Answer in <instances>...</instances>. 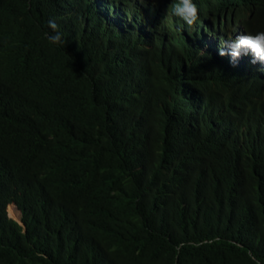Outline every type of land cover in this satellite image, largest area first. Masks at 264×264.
Returning <instances> with one entry per match:
<instances>
[{
    "label": "trees",
    "instance_id": "16d2710c",
    "mask_svg": "<svg viewBox=\"0 0 264 264\" xmlns=\"http://www.w3.org/2000/svg\"><path fill=\"white\" fill-rule=\"evenodd\" d=\"M131 3L0 0V264H264V113L220 133L207 59L110 24Z\"/></svg>",
    "mask_w": 264,
    "mask_h": 264
},
{
    "label": "clouds",
    "instance_id": "9594fccd",
    "mask_svg": "<svg viewBox=\"0 0 264 264\" xmlns=\"http://www.w3.org/2000/svg\"><path fill=\"white\" fill-rule=\"evenodd\" d=\"M129 1L132 2V8L127 14L105 16L109 18L110 24L116 26L114 23L123 19L122 22L127 26L130 21L133 25L131 34L147 39L148 44L154 42L156 47L150 48L151 45L147 44L145 49L157 55L161 54L157 36L175 40L177 60L181 65L207 59L209 76L216 83L206 89L225 103V106L216 108V114L223 118L218 125L220 133L232 135L237 131H245V128H241L246 117L242 122L230 120L234 110L248 108L250 114L264 113V30L256 31L247 22H255L264 16V0H211L209 4L205 0ZM108 9L104 6V12ZM113 11L116 12V9ZM203 21L208 24V34L204 33L206 25ZM212 21H215V25L211 27ZM47 25L50 31L44 33L46 39L53 45H64L65 40L58 30L56 19L50 17ZM194 28L198 30L194 33L197 39L191 43ZM224 34L230 39H224L223 44ZM248 121L251 122L250 119ZM11 205L18 208L15 203ZM20 217V223L24 225L22 213ZM255 264L261 262L256 260Z\"/></svg>",
    "mask_w": 264,
    "mask_h": 264
},
{
    "label": "rangeland",
    "instance_id": "374dc122",
    "mask_svg": "<svg viewBox=\"0 0 264 264\" xmlns=\"http://www.w3.org/2000/svg\"><path fill=\"white\" fill-rule=\"evenodd\" d=\"M13 208L11 209V212L8 210V212H9V216L11 217V218H13V219H16V220H18L19 222H21V217L18 215V213L16 212V211H13ZM14 214V215H13ZM19 218V219H18ZM22 223V222H21Z\"/></svg>",
    "mask_w": 264,
    "mask_h": 264
},
{
    "label": "bare ground",
    "instance_id": "6f19581e",
    "mask_svg": "<svg viewBox=\"0 0 264 264\" xmlns=\"http://www.w3.org/2000/svg\"><path fill=\"white\" fill-rule=\"evenodd\" d=\"M240 64H241V63H240ZM13 211H16V212L18 213V210H17V208H16L15 206L13 207ZM13 211H12V212H13ZM13 213H14V212H13ZM13 215H14V214H13ZM18 215H19V213H18ZM19 216H20V215H19ZM18 219H19V218H18Z\"/></svg>",
    "mask_w": 264,
    "mask_h": 264
}]
</instances>
